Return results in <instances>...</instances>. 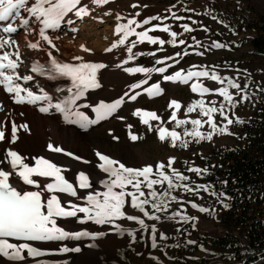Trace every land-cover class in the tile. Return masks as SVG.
Returning a JSON list of instances; mask_svg holds the SVG:
<instances>
[{
    "label": "snow or ice",
    "instance_id": "obj_1",
    "mask_svg": "<svg viewBox=\"0 0 264 264\" xmlns=\"http://www.w3.org/2000/svg\"><path fill=\"white\" fill-rule=\"evenodd\" d=\"M108 3L109 0H34V2L32 0H0V88L9 95L12 102L33 106L40 105L38 110L41 113H47L50 109H54L63 114L68 122L86 128L88 125L96 124L112 116L125 103L126 99L135 101L145 93L150 99L162 95L164 89L161 87L160 81L149 85V79L153 73H156L161 76L163 82L189 85L190 91L200 97V99L190 102L186 110L178 100L172 98L168 101V108L172 110L169 120L175 121V127L171 130L166 127H159L158 139L160 141L170 143L173 147L187 148L190 139L200 143L202 140L212 141L214 135H236L230 131V126L234 123H244V121L238 116L233 120L229 113L238 103L246 100L247 96L241 97L239 101L234 99V94L229 89H236V95H239L242 91L239 83L229 77L221 76L215 71L216 66L192 65L187 71L178 69L172 74H167L172 65L165 63L166 60L171 59L175 64H179V60L170 56L155 60V65L163 66H126L129 62L134 61L137 56L144 55L143 52H133L138 43L147 41L149 44H159L160 46L165 45V43L173 46L177 43L180 45L185 43L183 39L177 41L176 37L180 34L172 31L166 24L163 26L155 24L143 31H136V28L148 25L152 20H161L160 16H150L140 21L137 19L140 13L136 12L135 15L126 18V23H119L125 19L119 14L115 16L117 23L114 34H118V39L104 51L111 53L113 49L121 45L125 46L128 53L127 58L122 60L117 67H123V71L129 76L134 77L135 74H143L145 78L129 83L127 91L111 102L101 100L95 105H84L86 108H91L95 114V119H89L84 111L78 110L77 101H80L90 89L101 86L97 79V73L99 70L108 67L104 63L88 62L81 56L73 57V60L77 61L76 63L62 62L53 56L52 51H48L49 60L46 63L33 61L30 72L52 81L69 80L70 85L66 89L56 88V92H66L67 95L63 96L62 99L55 98L56 102L54 103V96L43 87L34 91L27 86L28 82L34 80L35 76L22 74L19 71L24 61L19 42L14 38L18 30L23 29L27 34L29 25L34 23L38 28V35L41 40L48 45L49 49L58 51L56 44L49 35V30L54 32L60 29L62 24L71 26L77 19L89 16L96 8H102ZM131 7L135 9L138 5L132 4ZM168 10L171 11V9ZM188 10L191 11L192 9ZM22 13H26L28 18H25ZM109 14V11L103 12L105 16ZM173 16L177 20L183 19V17L175 16V13ZM181 27L185 32L192 31L187 24H182ZM156 30L166 33L171 39L165 41L149 34V32ZM204 30L208 31L207 28ZM71 31L75 33L78 29L72 27ZM133 35L136 39L126 45L128 38ZM56 39L59 37L57 36ZM212 46L216 48L225 47L216 41L212 42ZM25 47L29 50L43 51L39 41L29 42ZM10 48H14V51H8ZM80 48L84 52L92 51L84 45H80ZM159 50L162 51V47ZM198 54L203 55V53ZM148 55L155 56V52H149ZM175 55L178 57L181 53L176 52ZM205 80L214 81L220 86L217 88L206 86ZM244 87H248V85L245 84ZM211 94L223 99L219 103L217 100L205 102L204 97ZM197 109L201 118L190 120L177 118V111H185V115H187L197 111ZM232 114L235 115L234 112ZM133 115H139L141 121L148 125L150 131L152 125L149 122L160 119L156 112L139 108L133 112ZM217 116L223 121L222 124L218 123ZM117 118L123 119L119 116ZM189 123L191 128L184 127L182 134L175 130L176 127L186 126ZM205 125H207L208 130L202 131ZM18 127L28 129L26 124L17 126L13 123L10 143H15L18 140L16 134ZM128 127L131 128V125ZM185 137L190 139H184ZM129 138L131 141L138 139L136 135L131 133H129ZM3 139L4 133L0 131V141ZM113 139H118V137L113 136ZM47 148L52 153H62L73 160H81L87 163L81 157L64 150L59 145H53L49 142ZM95 155L100 161L98 164L100 172L105 174L99 180L102 190L88 191L82 195L79 190H86L91 187L90 176L84 171L75 174V182L73 183L65 175L69 169L49 158L36 157L34 164H30L26 162L24 156L11 148L0 153V257L6 259L9 264H20L28 258H32L35 264H43L36 258L51 254L81 253L82 246L79 244L71 247L63 245L56 249L43 250L33 246L30 242L81 241L84 238L96 242L107 238L108 233L103 230H67L58 224V218H74L79 224L90 221L96 225H108L110 231L117 235L127 234L131 238L130 244L136 242L137 229L124 227L121 221L134 222L139 225L140 229H151L153 234L152 247L155 248L157 247L155 238L158 232L157 225L163 220H177L178 217L177 222L187 224L191 221L192 227H196L198 220L196 216L187 215L182 211H173L170 215L168 214L171 204L179 202L178 196L173 195L174 191L179 189L194 195L203 191L210 195L223 197L224 200L229 199L224 192H211L209 185L197 184L195 187H191L187 183L190 177L184 175L174 166L176 163L174 156L168 157L167 163L161 161L155 165L145 164L143 167H128L100 151H96ZM187 171L200 176L206 174L208 169L188 167ZM36 178H45L43 185ZM16 181L35 190H25L22 186L18 187ZM223 183L226 184L227 182L224 181ZM59 194H64V196L72 199H63ZM219 202L225 209L229 207L223 200ZM127 207H131L141 215L129 213L126 211ZM191 207L199 213L212 214L215 212V209L210 210L195 202H191ZM157 213L161 215H157ZM145 219L156 223L148 225ZM159 235L161 240L167 239L164 232L161 231ZM188 243L193 244L195 241L189 240ZM86 247L93 249L99 247V244L90 243ZM152 258L156 259L155 257Z\"/></svg>",
    "mask_w": 264,
    "mask_h": 264
},
{
    "label": "rangeland",
    "instance_id": "obj_2",
    "mask_svg": "<svg viewBox=\"0 0 264 264\" xmlns=\"http://www.w3.org/2000/svg\"><path fill=\"white\" fill-rule=\"evenodd\" d=\"M132 4H137L138 7L133 9L131 7ZM145 5L147 8L144 7ZM91 7L95 8L96 6ZM168 9H171V11ZM188 9L192 10L189 11ZM104 11H109L110 14L105 16L103 15ZM136 12L140 13V16L137 17L140 21L150 16H160L162 18L161 20H152L148 25L136 28V31H143L145 28H150L155 24L161 26L166 24L169 25L172 31L180 34L176 37V40L183 39L185 43L183 45L177 43L175 46L168 43L163 46L159 44L152 45L147 41L138 43L135 50L136 52H143L144 55L136 57L135 66L152 67L155 65L156 59H163L165 56L179 60V64H175L171 59L165 61V63L172 65L167 74H172L178 69L187 71L192 65L216 66L215 71L221 76L229 77L239 83L242 89L239 95H236V89H229L234 94V99L239 101L241 97L247 96L246 100L238 103L232 112L229 113L233 120L238 116L244 123H234L230 126V131L236 135H214L212 141L202 140L200 143H196L194 140L185 137L184 139H190L187 148L173 147L170 143L160 141L158 139L159 127H166L170 130L175 127V121L169 120L172 110L168 108V101L171 97H177L176 100L181 102L185 110L190 102L200 99V97L190 91L189 85L163 82L159 74L153 73L149 79V85L160 81L161 87L164 89L163 94L150 99L145 93L135 101L126 99L116 113H113L101 124L99 123L100 125L94 129V132L89 137L90 141L88 144H86L85 138L82 137V134L87 132L86 128L83 131L78 130L77 128L80 126H75L67 122L66 119L60 118V126L69 127L71 136L80 138L85 143L80 145L81 148H73L72 144L69 143L65 149L80 156L85 155L84 150L86 149L89 157L93 159H97V157H95L92 147L99 146L101 147V153H110L113 156L123 149L126 156V166L128 167H143L145 164L155 165V163L161 161L167 163L168 157L174 156L176 157L174 166L184 175L190 177L187 183L191 187H195L197 184H205L210 186L211 192L220 193L211 186V169L217 163L221 150L224 148L244 149L249 146V148L252 147V154H255L256 149L259 147L258 144H264V126L262 125L264 123V55L257 53L251 46V39L255 35V29H263L264 27V25H261V22L264 21V0H136L132 2H129V0H112L102 8H96L91 14L92 16L99 15L100 21H108V25L114 27L117 23L115 20L117 14L125 18L119 23H126V18H130ZM173 13L177 17H183V19H175ZM182 24H187L192 31L185 32L181 27ZM205 28L208 31H205ZM149 34L165 41L171 39L166 33L159 30L149 32ZM38 36V32L35 31L30 34V37L33 38L32 42L39 41L44 49L42 52L44 58L40 57L38 59H48L47 52L51 49L46 43L41 42L42 40ZM193 37H195V40H193ZM117 39L118 34L113 32L111 41ZM135 39L134 35L130 36L126 41V45ZM213 41L225 45V47H213ZM121 46V49L125 50V46ZM161 47L162 51L159 50ZM56 48L58 51L53 49V55L61 56V48L58 46ZM149 52H155V56H149ZM176 52H180L181 55L177 57L175 55ZM198 53H203V55ZM143 78H145L143 74H135L129 83ZM207 82L215 87L220 86L214 81ZM245 84L248 87H244ZM145 87H148V85H145ZM204 99L205 102L217 100L219 103L223 98L211 94L206 95ZM138 108L154 111L160 117L159 120L149 122L152 125L151 131L148 125L141 121L139 115H133V112ZM233 112L235 115L232 114ZM30 113L32 116L37 117L36 110H32ZM177 113L178 119L201 118L198 115V109L187 115H185V111H177ZM118 116L123 117V119L117 118ZM10 120L9 115L5 116L3 126L0 129L6 134H11V129L9 131V127L11 128ZM217 121L219 124L223 123L219 116H217ZM36 122L37 125H45L41 124L44 122V118H37ZM128 125H131V128ZM260 125L263 127L260 128ZM184 127L191 128V124L176 127L175 130L182 134ZM246 127L254 129L256 134H248ZM207 130V125H205L202 131ZM129 133L136 135L138 139L131 141ZM113 136L118 137V139L114 140ZM248 140H250L249 143H247ZM3 145L5 149L7 143L4 142ZM188 167L207 168L208 171L206 174L197 176L195 173L187 171ZM215 179L217 182L219 181L216 177ZM173 195L178 196L179 202L171 204L168 214L170 215L173 211H182L187 215L196 216L198 217L196 227H192L191 221L187 224L177 222L178 217L177 220L165 219L157 225L158 232L155 235L157 247L153 248V234L150 228L140 229L139 225L134 222L121 221L124 227L137 229L136 242L130 244L131 238L127 234L115 243L112 242L113 246H118L119 249L116 254H108L107 260L110 263L231 264V260L228 258L229 255L226 252L219 249L214 250L213 247L208 245L210 240L223 232L216 221L223 207L219 201L223 200L224 202V198L210 195L203 191L194 195L179 189L174 191ZM191 202H195L210 210L215 209V212L212 214L199 213L191 207ZM181 204L183 205L182 208ZM126 211L131 214L141 215L131 207H127ZM149 211H151L150 208ZM251 213L256 214L257 210L253 209ZM157 215L161 214L157 213ZM145 222L148 225L156 223L147 219H145ZM161 231L166 234L167 239H160L159 233ZM234 238L236 239V245L239 246L241 251L251 252L246 248L244 235L238 229L234 230ZM189 240L195 241V243L189 244ZM250 255L249 253L243 254L242 258L244 257V259L240 263H246ZM262 261V259H259L256 262L259 264ZM236 263L234 260V264Z\"/></svg>",
    "mask_w": 264,
    "mask_h": 264
},
{
    "label": "bare ground",
    "instance_id": "obj_3",
    "mask_svg": "<svg viewBox=\"0 0 264 264\" xmlns=\"http://www.w3.org/2000/svg\"><path fill=\"white\" fill-rule=\"evenodd\" d=\"M132 1L136 0H129V2ZM32 2H34V0H32ZM22 14L25 16V18H28L26 13ZM99 18V15L92 16V14H90L83 19H77L71 26L63 24V27L61 26L60 29L54 32L49 30V35L53 39V42L56 44V46L61 48L60 52L62 57L59 55H53L59 61L76 63L77 61H74L73 57L81 56L85 61L104 63L108 65L107 68L101 69L98 72L97 79L101 86L96 89H90L85 93L80 101H77V105L79 106L78 110L84 111L85 115H87L89 119H95V114L91 111L90 107L86 108L84 107V105H95L101 100L105 102H111L113 99L118 98L127 90V85L133 77L125 73L123 71V67H117V65H119L122 60L126 59L128 55V53L124 49H121L122 46L113 49L111 53L104 51L105 48L110 47L114 42L111 41V34L113 32L115 33V26L110 27L107 23L108 21L100 22ZM72 27L77 28L78 31L75 33L72 32ZM32 31L38 32V28L34 23L29 25L27 34L23 29H19V34L14 35V38L19 42L22 59L24 61V64L21 66L19 71L22 74L34 75V80L28 82L27 86L32 88L34 91L39 87H43L46 91L54 96L53 102L55 103V98L62 99L63 96L67 95L66 92H56V88L59 87L66 89L70 85V81L67 79L52 81L48 80L45 77L36 76L35 74L30 72V67L33 61L46 63L49 60L48 56V59H38L40 57L44 58V55H42L43 51L29 50L25 47L27 43L32 42L33 40V38L30 37ZM57 36L59 37V39H56ZM38 38L41 40L40 36H38ZM80 45H84L92 51L84 52L81 50ZM8 51H14V48H10L8 49ZM50 51H52L53 54V49H51ZM133 52H136L135 48L133 49ZM135 64L136 61L134 60L129 62V64L126 66L134 67ZM205 84L206 86L217 88L213 85H210V83L207 81H205ZM172 98L177 99V97L174 96H172L171 99ZM39 107L40 105L33 106L29 104H13L9 95L5 93L2 88H0V129L3 126L5 116L9 115L11 119V128L9 127V131L11 129V134H6L5 132H3L4 139L3 141H0V153H3L5 149L11 148L18 151V153L24 156L26 158V162L30 164H34V158L36 157L43 156L45 158H49L53 162L58 163L62 166H66L69 169V171L65 175L66 178L73 183L75 182V174L80 171H84L90 176L91 187L86 190H79L80 194L83 195L88 191L95 192L97 190H102L101 185L99 184V180L102 179L105 174L101 173L98 168V164L100 163L98 158H90L88 155V150H84L85 155L83 156L73 153L81 157L83 161H87V163H84L81 160H73L70 157L64 156L62 153H52L48 150L47 145L49 142H51L53 145L61 146L64 150H66L65 147L67 148V145L69 143L72 144L73 148H81L80 145L85 143H83V140L80 138L72 137L69 127L60 126V118L65 119L63 114L56 112L54 109H50L49 112L42 113L44 115H41V112L38 110ZM32 110H36L37 117L31 115L30 112ZM37 118H44V122L41 124L45 125H37ZM103 121L104 120L96 124L88 125L86 127L87 132L82 134V137L85 138L86 144L89 143V137L94 132V129H96L97 126H99ZM13 123H15L17 126L26 124L28 125V129L25 130L22 127H18V131L16 133L18 136V140L15 143H10ZM72 124L75 126H79L75 123ZM77 129L83 131L85 128L78 127ZM4 142L7 143V147L5 149L3 145ZM100 148L101 147L96 146L92 147V150L94 153L96 151L101 152ZM103 154H106L113 159H117L127 165V162L125 161L126 156L123 152V149L119 150L118 153L114 154V156L110 153ZM36 179H38V181L42 185L45 182V178ZM15 183L18 187H24L25 190H35L30 189L29 186H23L19 181H16ZM59 195H61L63 199H72L70 197L64 196V194ZM76 202L79 203V201ZM79 215L82 216L83 214ZM58 224L60 226H63L67 230H103L108 233V235L106 239L96 242L90 241L87 238H84L81 241L69 240L64 242H30L33 246L40 247L43 250H52L63 245L71 247L79 244L82 246L81 253L51 254L36 258L42 261L43 264H65V262L66 264H113L107 260V256L111 253L116 254L119 248L118 246H113L112 242L115 243L126 235H117L115 232L110 231V227L108 225H96L90 221L84 224H79L75 221L74 218H58ZM90 243H98L99 247L89 249L86 247V245ZM0 264H9V262L6 259L0 257ZM20 264H35V262L32 258H28L25 261L20 262Z\"/></svg>",
    "mask_w": 264,
    "mask_h": 264
},
{
    "label": "trees",
    "instance_id": "obj_4",
    "mask_svg": "<svg viewBox=\"0 0 264 264\" xmlns=\"http://www.w3.org/2000/svg\"><path fill=\"white\" fill-rule=\"evenodd\" d=\"M261 25H264V21ZM255 30L251 46L264 55V27ZM263 126L260 125V128ZM246 132L256 134L251 127H246ZM258 146L255 154H252V147L249 146L244 149L224 148L211 169V186L227 194L229 199L224 203L229 207H222L216 221L222 234L210 240L208 245L214 250L226 252L231 264H234V260L236 264H257V260L264 258V144ZM253 209L257 210L256 214L251 213ZM237 229L244 235L246 248L251 252H243L236 245L234 230ZM245 253L251 255L246 263H240ZM259 264H264V260Z\"/></svg>",
    "mask_w": 264,
    "mask_h": 264
},
{
    "label": "water",
    "instance_id": "obj_5",
    "mask_svg": "<svg viewBox=\"0 0 264 264\" xmlns=\"http://www.w3.org/2000/svg\"><path fill=\"white\" fill-rule=\"evenodd\" d=\"M97 76H98V73H97Z\"/></svg>",
    "mask_w": 264,
    "mask_h": 264
}]
</instances>
